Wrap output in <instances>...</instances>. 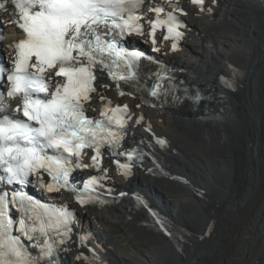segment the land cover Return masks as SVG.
Here are the masks:
<instances>
[{
    "label": "snow or ice",
    "instance_id": "1",
    "mask_svg": "<svg viewBox=\"0 0 264 264\" xmlns=\"http://www.w3.org/2000/svg\"><path fill=\"white\" fill-rule=\"evenodd\" d=\"M9 2L11 16L0 24H15L23 38L11 46V65L0 63V264H58L60 246L71 239L74 212L44 204L26 189L35 185L48 193L66 191L81 206L102 203L97 189L103 187L106 170L84 181L73 173L101 170L102 150L107 149L127 176L132 162L144 155L138 149L121 151L130 109L113 106L103 90L114 85L121 97L146 90L159 99L171 90L161 81L171 78L166 71L157 72L152 86L144 89L139 69L151 58L125 46L127 37L145 35V0H0V14L8 12ZM191 2L203 10L205 0ZM146 11L156 14L147 21L153 45L156 31L165 28L163 38L173 39L175 51L184 33L174 11L163 19L160 4L149 3ZM6 99L15 101V107ZM94 100L101 107L97 117H90L88 110L96 111ZM120 156L128 162L115 159ZM13 211L19 214L15 218Z\"/></svg>",
    "mask_w": 264,
    "mask_h": 264
},
{
    "label": "bare ground",
    "instance_id": "2",
    "mask_svg": "<svg viewBox=\"0 0 264 264\" xmlns=\"http://www.w3.org/2000/svg\"><path fill=\"white\" fill-rule=\"evenodd\" d=\"M208 1L205 5L213 1L212 5L206 7L209 9L210 17L218 15L215 5L226 8L221 15L224 21L218 24L214 22L205 23L213 30H209V27H206L208 30L204 29L202 23L205 20L200 13V8L188 3V0H173L169 6H175L176 10L184 14L187 19L186 27L191 35L197 36L202 44L205 42L209 44L218 59L214 57V54V56L204 57L206 67L204 65L183 64L177 56L182 49L170 50L172 48L170 42L164 43L161 47V53L165 54L169 64H172L178 71H184V78L188 82L194 83L210 93L212 100L208 102L204 110L198 112L195 109L185 110L182 108L158 113L156 118L161 122H164L166 115H171L173 124L169 125V131L166 133L155 131L153 122L148 119L150 109L145 108L143 103H140V96L145 94L144 91H135L134 95H130L127 100L123 101H128L135 110L138 109L135 115L136 121L145 125L148 131L141 132L137 129L134 132V138L138 140L139 144L143 143L144 147L152 153V160L149 164L141 166L135 174L126 178L123 184L114 185L124 192H129V189L143 192L142 198L147 208L139 207L136 210L137 208L135 209L133 205L135 203L127 198L119 206L109 211L79 209V218L84 226L88 227L87 229L91 234L88 238L80 236L78 240L71 243L67 248L66 264H112L113 258L123 259L125 264H212L213 262L215 264H264V127L259 123L258 127L254 122V117L256 119L258 117L257 112H260V116H262L264 109V41L262 40L264 39V25L262 23V25L257 24L254 20L256 11L253 8L256 6L258 10L264 9V0H211L210 3ZM255 1L260 5L254 4ZM7 13L4 12L3 15L6 16ZM210 17L207 16V19ZM223 22L224 25H222ZM259 30H262L263 35L259 34ZM6 31L8 44L13 45L20 39V35L14 26H7ZM250 35L260 40L257 46L246 42L247 36L251 37ZM180 46H183L190 56L200 55V51L196 49L198 46L187 42L185 39ZM243 50H246V53L244 57H241ZM259 51L260 53H258ZM232 53L238 54L233 55ZM231 58L239 62V65H234ZM105 81L109 83L107 80ZM224 81H228L232 87H227ZM142 86L146 89L144 84ZM103 91L107 97L113 96L120 99L114 86ZM233 100L235 101L234 107L231 105ZM95 102L98 103L96 100ZM246 102L249 103L247 111L244 110ZM238 108L240 111L243 109L246 112L247 121L244 117L245 120H242V114L238 113ZM185 118L201 126L202 129L199 144L194 142L195 149L198 151L196 152L197 159L191 158V156L185 158L183 151H180L182 148L179 147V139L172 137L170 140V132L173 129H178L176 125L183 123L179 119L184 121ZM231 118L234 120L232 124H229ZM228 126L236 128V131L242 128V131L240 130L242 133L235 137L238 139L239 136H244L247 142L251 139L253 146H257L252 147L257 149V159H255L254 154L252 156L254 161L249 159L246 164L243 163L242 155L237 151L238 146L227 131ZM160 140L165 143L163 145L157 143ZM213 141L216 150L215 156H213L216 158L214 161L216 160L219 164V169H224L222 176L216 173L223 177V180L217 178L219 181L217 179L213 181L211 179L214 187L207 182L211 176L206 161V158L210 161L209 155L207 156L206 151L203 154L205 146H210ZM173 142L183 155L172 147ZM172 154L178 156L179 161L175 160L169 166L168 160L173 159ZM179 158H183L187 163ZM181 160L185 165L181 163ZM165 162L169 163L167 167H165ZM108 166L110 165L106 166L107 169ZM245 167L247 172H245ZM187 168L189 170L190 168L195 169V175L190 176L189 173L185 172L188 170ZM251 168L252 170H250ZM108 170L110 171V169ZM163 170L166 174L165 182L172 186H178V190L170 191L164 184L165 182L161 185V180H159L161 184L156 183V186L153 184L152 180L155 179V175L164 173ZM140 178L143 179L144 183ZM156 178L159 179V177ZM207 187L211 194L205 192ZM182 188L189 189L190 192H185ZM197 194L203 197L205 204H207L206 216L203 215L204 211L203 213L200 212L198 204L194 201ZM186 204L188 208L189 204L194 207L197 213L196 219H193L188 211L183 210ZM188 208L186 209L188 210ZM150 209H153L154 216L149 215ZM163 209L171 211L168 217ZM157 210L160 211L159 214H156ZM104 213L116 215V219L110 220L111 217L108 219ZM113 215L112 217H114ZM129 215H136L140 224L132 225L129 222ZM91 222L96 223L95 226L99 225L97 229L91 226ZM145 227H151L158 232L157 234L164 236L166 243L157 239L156 235L148 232L149 230L147 229V231ZM144 229L145 231H142ZM95 232L97 233L94 234ZM220 235L222 238L226 235V239L221 241ZM135 236L142 240L145 239L148 243L147 254H139V259H135L133 254L122 251L118 248L120 243H117L120 237L124 242H128ZM81 237L84 238L83 241ZM158 251H162L166 257H164L166 260L163 262H158L160 254ZM189 252L191 253L188 254ZM209 252H212L211 256L208 255ZM167 254L172 256L168 259L169 261ZM180 255H183L184 258L182 259ZM173 256L178 258L176 259L177 263L172 259Z\"/></svg>",
    "mask_w": 264,
    "mask_h": 264
},
{
    "label": "rangeland",
    "instance_id": "3",
    "mask_svg": "<svg viewBox=\"0 0 264 264\" xmlns=\"http://www.w3.org/2000/svg\"><path fill=\"white\" fill-rule=\"evenodd\" d=\"M210 1L211 0H209L208 1V3H210ZM212 3H213V1L210 3V4H206L205 5V7H207L208 5H212ZM254 4H256L257 6L258 5H260V4H258L257 3V1H255V2H253ZM217 10H218V15L217 16H215V17H210V18H208L207 19V16H203V13L201 14L202 15V17L204 18V20H205V22H203L202 24H203V27H204V29L205 30H213V28H210L209 26H207V24H205V23H210V22H214V23H216V24H218L219 22L221 23L222 21H224V19H223V17L221 16L222 14H223V12L222 11H224V10H226V8H222V6L221 5H218V6H214ZM253 8H254V10L256 11V17H254V20L257 22V24H263L264 25V13H263V11H264V9L262 8V7H260V8H262V9H259L258 10V8L256 7V6H253ZM222 9V10H221ZM219 10H220V12H219ZM201 11L202 10H200V13H201ZM222 12V13H221ZM261 12V13H260ZM260 14V15H259ZM263 15V16H262ZM258 16V17H257ZM201 17V18H202ZM221 17V18H220ZM203 18H202V20H203ZM262 18V19H261ZM260 19V20H259ZM259 21H261L260 23H258ZM205 24V25H204ZM225 24H226V22H225ZM261 24V25H262ZM222 25H224V22H223V24ZM222 25H220V26H222ZM208 29H207V28ZM219 28V27H218ZM259 34H261V35H263V32H262V30H259ZM251 36V35H250ZM253 37L255 36L254 34L252 35ZM251 36V37H252ZM251 37H248L247 36V39H246V42H249V43H251L250 45H255V46H257L259 43H260V40L259 39H256V38H251ZM186 40V39H185ZM249 40V41H248ZM263 41H264V39H262ZM187 42H189V43H193L194 45H196V46H198V47H196V49L197 50H199L200 51V55L199 56H193V55H189V52L187 53V51L185 50V52H183V51H180V52H178V54H177V56L179 57V60L183 63V64H193V65H197V66H203V62L204 61H206V59L204 58V57H207V56H209L210 57V55L211 56H214L216 59H218V57H217V55L215 54V52H214V50L211 48V47H209V44H207L206 42L205 43H203L202 44V42L199 40V38L197 37V36H194V37H190L188 40H186ZM201 45H203V46H201ZM243 49H245V48H243ZM241 50V49H240ZM253 51V50H252ZM244 55H243V54ZM245 53H246V50H243L242 52H241V57H244L245 56ZM258 53H260V51L258 52ZM185 54V55H184ZM214 54V55H213ZM233 55H237V54H234V53H232ZM253 54H254V52H253ZM243 55V56H242ZM250 58H251V56H250ZM232 59V58H231ZM232 61H234V65L235 64H237V66L239 65V62H237L236 60H234V59H232ZM206 63V62H205ZM205 66V65H204ZM207 66V65H206ZM257 72H258V69L256 70ZM256 72V73H257ZM249 99V98H248ZM235 101L233 100V104H231L233 107L235 106V103H234ZM251 104V103H250ZM247 105H249V103L248 102H246V107H244V110L245 111H247V108H248V106ZM231 106V108H233ZM243 108V107H242ZM241 108V109H242ZM246 108V109H245ZM240 108H238V113H241L242 114V120H245L246 118H245V116H246V112L242 109L241 111L239 110ZM136 111H138V109H136ZM258 114H257V119L254 117V122L256 123V125H258V127H259V124L260 125H262L263 127H264V109L262 110V116H260V112H257ZM235 114V113H234ZM157 115H158V113L157 112H150L149 113V116H148V119H151L152 120V122H153V124H155L154 125V130L156 131V130H158V132L159 133H166L167 131H169V128H170V124H173L172 123V118H171V115L170 114H168V115H166L165 116V118H164V122H161L160 120H158V118H156L157 117ZM162 116V115H161ZM164 117V116H163ZM245 119H244V118ZM261 120H260V119ZM187 120V121H186ZM233 120L234 119H232L231 118V121H229L230 123L229 124H232V122H233ZM248 119H246L245 121H247ZM179 121L180 122H183V123H181V124H178V125H176V128H178V129H173L171 132H170V140H172V137H174V138H176V139H179L178 140V142L180 143V144H182V145H180L179 143V147L180 148H182V150H180L176 145H175V143L173 142V144L175 145H173L172 147H174V149L177 151V152H179L178 150H180V151H183V154H184V156H186L185 158H189L190 156H191V158H193L194 157V159H197L196 158V152H198L195 148H196V146L194 145V142H197L198 144H199V140L201 139V136H202V129H201V126H198L196 123H192V122H190L187 118H185L184 119V121H182L181 119H179ZM186 121V122H185ZM185 122V123H184ZM189 122V123H188ZM192 123V124H191ZM259 123V124H258ZM176 124V123H175ZM186 124V125H185ZM183 125V126H182ZM178 126V127H177ZM185 127V128H184ZM229 128H227L226 130L227 131H229V133H230V136H232L231 138H232V140H234V142L237 144V151H239L238 153L240 154V155H242L240 158L241 159H243V163L244 164H246V162L250 159V160H253V158H252V156L254 155V156H256V158L255 159H257V149L255 150L254 148L255 147H257V146H253V143L251 142V139L249 140V142H247V140L245 139V137L244 136H239L240 138H238L237 139V135H239V134H241L242 132V128H239V131L237 130H235L236 128H234V127H231L230 128V126H228ZM231 129V130H230ZM177 130V131H176ZM180 130V131H179ZM241 130V131H240ZM189 131H191V132H189ZM232 131V132H231ZM174 132H176V133H174ZM200 132H201V134H200ZM235 132V133H234ZM179 133V134H178ZM175 134V135H174ZM183 134V135H182ZM178 135V136H177ZM180 135V136H179ZM189 135V136H188ZM190 135H191V137H190ZM234 136V137H233ZM235 136H237V137H235ZM186 138V139H185ZM192 138V139H191ZM184 139V140H183ZM239 139H241V140H239ZM190 140V141H189ZM181 141H182V143H181ZM263 141H264V133H263ZM238 142V143H237ZM247 144V146H246V144ZM239 145H240V147H239ZM249 145V146H248ZM254 145H255V143H254ZM185 146V147H184ZM189 146H191V147H189ZM242 146H243V148H242ZM193 147H194V149H193ZM215 143H214V141L212 142V144L210 145V146H205V149L203 150V154H204V151H206V153H207V156H208V159L210 160V161H208L207 160V158H206V161L208 162L207 163V165H208V168H209V174H211V176L209 177V179L207 180V182H209V183H211L210 185L211 186H213L214 187V185H212L213 183H212V180L214 181V179H217V178H220L219 180H221L223 177H220V176H222L223 175V170L222 169H219V164L216 162V160L214 161V159H216L215 157H213V156H215V152H216V150H215ZM252 147H254V148H252ZM187 149H188V152H186L187 151ZM212 149V150H211ZM248 149V150H247ZM253 149V150H252ZM186 150V151H185ZM190 150V151H189ZM192 150V151H191ZM242 150V151H241ZM247 150V151H246ZM251 150V151H250ZM249 151V152H248ZM256 153H255V152ZM192 152V153H191ZM251 152V153H250ZM179 153H181V152H179ZM195 153V154H194ZM209 153V154H208ZM211 153V154H210ZM182 154V153H181ZM182 154V155H183ZM187 154H188V156H187ZM190 154V155H189ZM213 154V155H212ZM245 155H246V157H245ZM249 155H251V156H249ZM171 157H173V159L170 161V160H168L169 161V166L170 165H172L171 164V162H173V161H179L178 160V156L176 157V155L175 154H172V156ZM175 157V158H174ZM248 157V158H247ZM184 158V157H183ZM183 158H179V159H182L183 161H184V159ZM213 159V160H212ZM182 160H181V163H183L182 162ZM254 161V160H253ZM184 163H187L186 161H184ZM183 163V164H184ZM166 162H165V167H167V165H168ZM211 164V165H210ZM215 164V165H214ZM185 165V164H184ZM210 165V166H209ZM189 166V165H188ZM218 166V167H217ZM212 167V168H211ZM218 169H217V168ZM246 168V167H245ZM244 168V169H245ZM188 169V168H187ZM191 170V171H190ZM190 170L188 169V170H186L185 172H187V173H189V175L190 176H193V175H195V169H193V168H190ZM211 170H212V172H211ZM222 170V171H221ZM250 170H252V168L250 169ZM250 170H249V172H250ZM254 170L256 171V169L254 168ZM253 170V172H254V175H255V171ZM189 171V172H188ZM248 170H247V168L245 169V172H247ZM163 172L164 173H161V174H158V175H155V179H153L152 181L154 182L153 184L156 186V183H160V181L159 180H161L162 182V184L161 185H163V183L166 181V174H165V171L163 170ZM220 174V176L219 175H217V174ZM159 175H161L162 177H160ZM219 176V177H218ZM156 177H159V179L158 178H156ZM141 179V178H140ZM212 179V180H211ZM143 179H141V181H142ZM218 180V179H217ZM218 180V181H219ZM223 180V179H222ZM126 180L124 179V182H125ZM157 181H159V182H157ZM142 183H144L143 181H142ZM208 183V184H209ZM123 184V183H122ZM164 184H166V187H168L169 188V190L170 191H173L174 189L175 190H178L179 188H178V186L176 187V186H172L170 183H168L167 184V182H165ZM170 186V187H169ZM209 187V186H208ZM205 188V192L207 193V194H211V192H210V190H209V188ZM182 189H184L185 190V192H190V190L189 189H185V188H182ZM197 196H198V198H197ZM243 197H244V195H242ZM197 200H199V201H197ZM194 201H195V203L196 204H198L197 206H198V208H199V210H200V212H202L203 213V211H204V213H203V215H205L206 216V214H207V208H206V205L207 204H205V201H204V198L203 197H201V196H199L198 194L196 195V200L194 199ZM201 201V202H200ZM204 201V202H203ZM203 205H202V204ZM200 205V206H199ZM233 205H234V203H233ZM186 206V207H185ZM184 207L185 208H183V210H185V212H187L188 211V213H189V215L193 218V219H196V210H194V207H192L191 206V204H189V208H188V205L186 204ZM186 208H188V210L186 209ZM200 208H202L203 210L201 211V209ZM164 211L166 210V209H163ZM191 210H192V212H191ZM190 211V212H189ZM169 212H171L170 210H167V211H165V214H166V216L168 217L169 216ZM195 213V214H194ZM104 215L108 218V219H110V217H111V219L110 220H113V218L114 219H116V215H113V214H108V215H106V213H104ZM112 215L114 216V217H112ZM174 216V215H173ZM130 217V218H129ZM129 222H131L132 223V225H134V226H136V225H138V224H140V222H139V220L137 221V218H136V215H134V216H131V215H129ZM206 218V217H205ZM117 219H118V217H117ZM183 220H186V219H184L183 218ZM187 221V220H186ZM136 223V224H135ZM94 224H96V223H92L91 222V226L92 227H95V225ZM146 228V230L148 231V232H150L151 234H153V235H156V238L157 239H160V241H162L163 243H166V240H165V238H164V236H161V235H159V234H157L158 232L157 231H154L151 227V229L149 228V227H145ZM99 229H100V227H99ZM133 229V228H132ZM135 230V229H134ZM151 230V231H150ZM156 230V229H155ZM137 231V230H136ZM142 231H145V229L144 230H142ZM101 233H102V231H101ZM137 233V235H138V231L136 232ZM159 235V236H158ZM159 237V238H158ZM220 237V240L222 241V240H224V239H226V235H225V237L224 238H222V235H220L219 236ZM144 238V237H143ZM139 239V240H138ZM141 238L140 237H138V236H135L134 238H132L130 241H128V242H124L123 241V239H122V237H120L118 240L120 241H117V243L119 244L118 245V248H120L122 251H126L127 253H130V254H133L134 255V257H135V259H139V257H140V255L139 254H143V255H146L147 254V248H148V243H147V241L145 240H140ZM165 240V241H164ZM145 242V243H144ZM147 244V245H146ZM160 254H159V256H158V258H159V260H158V262H163V260H166L165 258V255L163 254V252L162 251H158ZM192 252V251H191ZM191 252H189L188 254H190ZM187 254V255H188ZM163 255V256H162ZM209 256H211L212 255V252H209V254H208ZM169 256V257H168ZM165 257V258H164ZM172 256L171 255H169V254H167V260L168 259H170ZM174 258H172L176 263L178 262L176 259H178V258H176L175 256H173ZM180 257L183 259L184 258V256L183 255H180ZM113 261H112V264H125V262H124V260L123 259H117V258H113L112 259ZM116 260V262H114ZM121 261H123L122 263H121ZM169 261V260H168ZM166 263H170V262H166ZM212 264H215L214 262L212 263Z\"/></svg>",
    "mask_w": 264,
    "mask_h": 264
}]
</instances>
